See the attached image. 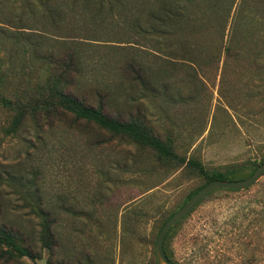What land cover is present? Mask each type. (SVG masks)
I'll list each match as a JSON object with an SVG mask.
<instances>
[{
  "label": "rangeland",
  "instance_id": "obj_1",
  "mask_svg": "<svg viewBox=\"0 0 264 264\" xmlns=\"http://www.w3.org/2000/svg\"><path fill=\"white\" fill-rule=\"evenodd\" d=\"M173 1L0 0L1 90L31 94L74 50L80 72L68 91L77 98L96 105L101 96L107 116L143 121L186 164L250 173L248 163L264 159V0H222L212 32L194 39L199 49L192 29L160 26V9L185 4L189 27L215 15L202 0ZM233 34L238 56L229 62ZM126 62L142 82L124 76ZM12 113L0 107L3 215L37 237L45 214L56 241L43 260L20 263L156 264L161 227L204 180L69 116L26 118L8 134ZM169 238L178 264H264V175L247 190L210 194Z\"/></svg>",
  "mask_w": 264,
  "mask_h": 264
},
{
  "label": "trees",
  "instance_id": "obj_2",
  "mask_svg": "<svg viewBox=\"0 0 264 264\" xmlns=\"http://www.w3.org/2000/svg\"><path fill=\"white\" fill-rule=\"evenodd\" d=\"M89 1L92 2L96 0H85V2L88 3ZM101 1L103 2V0ZM184 1L185 0H174L173 4L178 6L179 2L182 5L185 3ZM202 2L207 5L212 16L215 15L212 20L206 22L207 25L204 21L200 20L197 24L189 27L182 15V10H185V4L182 6L181 12L178 9L173 11V8H171L172 12L170 8H168V5L165 4L164 8L160 9L162 11L160 16V26L166 25L170 27V34L174 35V28H178V30L184 35H186L185 32L188 29H192V31H190V33L188 31V33L193 35L191 36L192 44L194 41L193 46L199 49L202 44L197 43V40L194 39H201L203 38L204 33L206 35L207 32H212V28L214 29L215 23L218 21L215 14L216 12L218 13V11L215 9V6L222 2V0H202ZM46 5H48V3ZM173 14L176 20L172 23L171 17ZM223 14L224 11L222 15ZM227 19L228 17L225 19V16H223L224 21ZM235 39L234 34L231 35L230 41H232L230 45L226 46L224 49L226 59H228L229 62L237 60L238 52L235 47ZM198 44L201 45L198 47ZM51 57L54 56L51 55ZM62 57L63 59L59 61L62 67V73L56 76L51 74L47 75V73L44 74L43 79L38 81L36 90L24 97L15 99L8 98L1 90L0 78V107L13 112L11 124L7 129L8 134L16 133L18 129L23 126L26 118L46 121L52 116L59 117L60 120L64 116H69L73 119L72 121L93 125L98 130L106 132L111 139L131 143L141 149L147 150L155 157L158 163H169L179 160L177 165L182 166L186 164L184 159H179L175 154L173 141L170 139L162 140L155 136L143 121L139 119L122 121L121 119L111 118L105 114L106 104H103L101 96L96 105H88L84 99H79L76 95L69 92L68 88L73 83V77H71L70 74L72 72L74 75L79 74L80 58L78 53L74 50H67ZM121 68L125 77L134 75L133 78H137L142 82L140 75L141 71H136L130 62H126ZM263 162L264 159L260 160V162L256 160L249 162L248 164H250L251 171L248 174L239 172L231 167L207 171L203 165L196 160L187 161L186 166L190 167V171L193 174L201 177L204 180V185H206L213 181H241L248 179ZM199 189L194 191L188 199H190ZM39 215L41 220L40 230L37 237H32L21 227H14L11 223L7 222L0 204V260L6 262L14 261L17 264H21L20 261L23 258L31 261L43 260L45 253L52 252L53 248L56 246V241L50 228L52 221L45 214ZM180 223L181 222L176 226ZM176 226L167 234L163 245L165 256L173 264L178 263L173 252L167 249V242L170 239V233L176 228ZM47 264H50L49 259L47 260Z\"/></svg>",
  "mask_w": 264,
  "mask_h": 264
},
{
  "label": "water",
  "instance_id": "obj_3",
  "mask_svg": "<svg viewBox=\"0 0 264 264\" xmlns=\"http://www.w3.org/2000/svg\"><path fill=\"white\" fill-rule=\"evenodd\" d=\"M264 175V162L259 165L251 177L241 181H213L199 189L179 210L161 227L154 246L156 264H173L165 256L163 245L167 234L179 222L190 215L195 208L210 194L220 190L244 191L254 186Z\"/></svg>",
  "mask_w": 264,
  "mask_h": 264
}]
</instances>
